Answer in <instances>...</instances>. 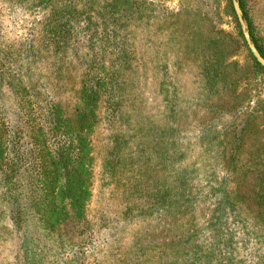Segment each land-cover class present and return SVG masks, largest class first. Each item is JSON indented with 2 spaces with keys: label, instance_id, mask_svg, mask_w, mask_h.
Here are the masks:
<instances>
[{
  "label": "trees",
  "instance_id": "trees-1",
  "mask_svg": "<svg viewBox=\"0 0 264 264\" xmlns=\"http://www.w3.org/2000/svg\"><path fill=\"white\" fill-rule=\"evenodd\" d=\"M223 1V12L231 17L236 33L220 31L222 34L198 39L185 34L184 24L175 21L188 11L189 3L186 9L182 7L172 14L150 0H0V99L5 95L12 98L20 122L11 125L0 108V224L4 220L11 227L10 240L14 241L10 243H16L19 263L39 264L55 246L60 251L65 246L73 250L66 256L68 264H110L108 255L120 256L118 245L114 252H104L102 257L90 254L87 261L86 250L92 251L97 239L87 207L92 197L93 134L100 121L99 112L103 103L115 96L116 87L126 80L128 72L137 75L141 91L153 82L154 92L156 86L162 92L169 89L174 98L178 88L172 79L193 65L197 71L195 80H203L201 101L208 93L218 94L226 88L225 74L230 66L236 72L251 70L255 78L264 77V67L246 44L232 0ZM238 2L250 37L264 57V38L249 13L248 0ZM161 14L169 19L160 22ZM7 19L19 27L20 33L10 35L5 30ZM160 29L166 30L161 36L157 34ZM230 39L239 40L248 50L250 68L241 69L236 61H230L226 53ZM68 56L83 70L70 111L56 95H49V89L55 91L49 81H58L64 69L60 62L64 63ZM158 70L162 73L160 80L154 74ZM35 77L47 82L46 90L32 83ZM241 78L243 74L234 79L235 84L229 83L236 100L225 112L231 117L226 127L232 142L229 140L228 149L221 153L214 147L210 149L215 159L222 156L226 162L219 168L205 167L202 191L211 204L206 235L199 239L197 230L189 227L182 245L176 246L177 264H264V139L256 134L264 131V126L253 122L257 108L242 106L249 92L244 91L248 95L243 94L242 100L238 97L243 91L235 93ZM198 93H187L190 104L199 103ZM163 97L170 101L169 105L172 103L169 110L173 116V109L175 112L180 105L178 99L168 98V92ZM206 109L215 119L222 116L223 108L218 102L207 103ZM216 128L213 121L207 131L202 129L196 137L208 144L209 139L217 138ZM249 141L254 144L251 149L247 148ZM183 154L184 151L172 153V160L175 158V162ZM238 173L257 178L258 209L252 210L237 189ZM182 179L179 184L168 185L169 198L159 186L157 198L146 194L149 184H134L121 201L123 219L131 223L146 218L153 209L167 207V200L168 207L177 204L175 211H183L195 226L196 196L191 199L189 193L179 194L186 183L184 175ZM31 217L36 220V237L30 232ZM253 219L260 227V247L255 255L250 250ZM2 228L0 225V233ZM40 234L50 243L40 245Z\"/></svg>",
  "mask_w": 264,
  "mask_h": 264
},
{
  "label": "rangeland",
  "instance_id": "rangeland-1",
  "mask_svg": "<svg viewBox=\"0 0 264 264\" xmlns=\"http://www.w3.org/2000/svg\"><path fill=\"white\" fill-rule=\"evenodd\" d=\"M150 1L157 6L163 5L164 12L172 14L178 13L182 7L186 9L189 3L188 11L183 12L175 20L177 24L180 22L184 24L183 31L189 36H196L199 39L204 35L222 34L220 31L236 33L231 17L223 12V0H206V3L200 0ZM191 4H193L192 9ZM248 8L259 34L264 38V0H248ZM163 14L160 22L169 19ZM15 18L21 17L15 16ZM4 26L10 35L20 33L19 27L11 19H7ZM165 32L166 30L160 29L157 34L161 36ZM226 53L229 54L230 61H236L241 69L250 68V55L239 40L230 39ZM70 61L71 56H68L64 63L60 62L64 69L58 81H49V85H53L56 91L49 89V95L52 97L56 95L68 111L72 108L83 72L76 60ZM228 70L225 74L228 79L226 88L220 89L218 94L208 93V97L202 98V101L200 90L203 80H195L197 72L195 66L189 65L183 74L177 75L175 80L172 79L178 91L173 93L174 98L169 89L165 92H168V98L174 101L178 99L180 103L179 107L175 108V112L173 109V116L170 115L169 110L172 109V103L169 105L170 101L168 103L167 98L163 97L165 92L160 91L157 86L154 92L151 88L153 82H149V87L141 91L136 83L138 81L135 73L128 72L125 81L116 80L120 83L115 89V96L109 97L106 103H103L99 112L100 121L93 134L94 179L87 215L96 229L97 239L92 251L86 250L87 261L91 259L90 254L102 257L105 255L104 252H114L119 245L120 256H107L111 261L110 264H177L176 246L182 245L186 230L194 227L199 239L206 235L211 204L202 191L203 184L206 183L205 167L217 165L219 168L220 164L226 162V158L221 159L222 156L220 159H215V154L213 151L210 153V149L214 147L221 153V150L228 149L232 142L231 132L226 127L231 117L225 112L236 101L231 91L233 86L229 83L235 84L233 81L237 76L243 74V78L236 83L235 93L243 91L238 97L239 100H242L243 94L248 95L244 91L250 94L242 100V106L248 109L257 108L253 122L258 126H264V77L259 75L255 78L251 70L236 72L234 66L228 67ZM168 71H171L170 66ZM154 74L157 75V80L162 78L160 70ZM32 83L46 90L47 82L40 81L38 77H35ZM190 92L195 95L198 93L199 103L188 102L187 95ZM209 102H218L222 105V116L217 115L218 117L214 118V114L206 109ZM14 105L8 95L0 99L1 111L11 125L16 124L18 120ZM213 121L216 129L219 130L216 131L217 138L209 139L208 144L199 141L196 134L202 129L207 131ZM256 134L264 139V131ZM252 143L253 141L246 143L248 149L253 148ZM182 151L184 154L174 162L172 153ZM182 175L186 183L179 194L182 191L189 193L187 195L191 199L196 196L195 226L187 221V215L183 211H175L174 206L177 204L168 207L167 200L164 202L167 207L153 209L146 218L142 217L131 223H129L130 219H123L121 201L131 193L134 184L140 187L149 184V191L146 194L156 197L159 195L156 187L159 186L165 190L164 196L169 198L168 185L182 182ZM236 179L237 189L245 195L252 210L258 209L255 203L258 199L255 196L258 188L255 175L248 174L243 177L238 173ZM30 221L33 223L30 232L36 237L38 230L36 220L31 217ZM0 225L3 227L0 233V264H21L16 243H10L14 241L10 240L11 227L4 223V220ZM249 230L252 236L250 250L255 255L260 247V227L254 219ZM39 236L42 237L40 245L50 243L43 235ZM65 248L60 251V248L55 246L51 253L44 254L39 264H68L66 256L73 250L70 246ZM133 252L136 253L131 255Z\"/></svg>",
  "mask_w": 264,
  "mask_h": 264
},
{
  "label": "water",
  "instance_id": "water-1",
  "mask_svg": "<svg viewBox=\"0 0 264 264\" xmlns=\"http://www.w3.org/2000/svg\"><path fill=\"white\" fill-rule=\"evenodd\" d=\"M232 3H233V7L237 15V18L241 24V28H242V32H243V36L246 41V44L248 48L250 49L251 53L253 54V56L255 57V59L257 60V62L260 63L264 67V57L260 54V52L258 51V49L256 48L255 44L253 43L250 37V34L247 29L246 21L243 17L242 10L239 6V2L238 0H232Z\"/></svg>",
  "mask_w": 264,
  "mask_h": 264
}]
</instances>
